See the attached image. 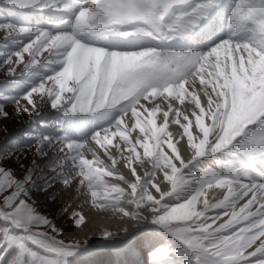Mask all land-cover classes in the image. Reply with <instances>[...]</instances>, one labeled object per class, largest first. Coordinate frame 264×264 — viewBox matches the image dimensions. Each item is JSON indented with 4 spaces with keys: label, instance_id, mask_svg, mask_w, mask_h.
I'll list each match as a JSON object with an SVG mask.
<instances>
[{
    "label": "snow or ice",
    "instance_id": "1",
    "mask_svg": "<svg viewBox=\"0 0 264 264\" xmlns=\"http://www.w3.org/2000/svg\"><path fill=\"white\" fill-rule=\"evenodd\" d=\"M0 33L31 81L0 120L60 113L0 153V264H68L101 215L141 222L101 231L130 264H264V0H0ZM74 183L87 211L39 210Z\"/></svg>",
    "mask_w": 264,
    "mask_h": 264
},
{
    "label": "rangeland",
    "instance_id": "2",
    "mask_svg": "<svg viewBox=\"0 0 264 264\" xmlns=\"http://www.w3.org/2000/svg\"><path fill=\"white\" fill-rule=\"evenodd\" d=\"M2 37H3V33H0V38H2ZM2 40H4V39H2ZM9 47L14 48V45L10 44ZM4 49H5V47H4ZM0 50H2V49H0ZM45 55H47V54H45ZM13 60H15V58H13ZM27 60H28V57H27V55H25V63L27 62ZM9 67L15 68V75L14 76H8L7 75V71L9 69ZM37 67H39V66H37ZM23 68H24L23 64H11V65H5L3 67H0V94L12 93V92L17 90L18 85L21 88L27 87V84L31 82L29 80L30 72H23V74H21ZM33 71H35V69ZM46 72H48L47 68L40 69L41 75H44V73H46ZM7 77H10V78H7ZM19 82H23L24 85L21 86L19 84ZM34 98L36 99V112H39V113L45 112L47 114V118L54 121V122H56L60 118V113L57 110L52 109L49 103L45 102L47 100L46 97L44 98V101H42L40 99V97H38V96H35ZM25 105H26V102L21 100L20 106L23 107ZM12 109H13V106H8L7 110L11 112ZM36 112H34L33 115L36 114ZM33 115H32V117H33ZM42 117H43V114H42V116L40 115L39 118H42ZM28 119H30L29 115L27 113H22L21 116H19V117L12 116L9 119L0 120V151H2V149H5V147L8 145V143L10 141V138L8 135L13 133L14 136H18L19 132L17 131V129L19 127H21V129H20L21 131L25 130L24 129L25 126H27L28 123L30 122V121H28ZM176 127L177 126L172 125V126H170V129H175ZM136 135H138V130H137V132L133 133L134 137ZM53 152H54V149H49V155H52ZM34 154H35V149L26 150V155L28 156L27 163H30ZM99 155H100L101 159L105 160V163H110V161H108L107 158L104 156L103 152H100ZM88 158H91L90 154H88ZM39 163H40V168L37 169L38 175L43 170V165L45 163V160L41 159V160H39ZM9 166L15 167V162L10 164ZM123 171L125 173H127V169H123ZM106 179H108L109 182H111V183H120L122 187H127L122 182H119L118 180L115 181L114 178L109 177ZM39 182L42 183L43 181H39ZM53 195L56 196L55 201L47 200L45 198L44 193H39V192L36 193V199L38 200L39 210L42 213L49 214L50 217L55 216L58 220H62L63 216L65 215L61 210L62 207H67L69 209V212L76 209L78 206L83 207L85 211L88 210V205L83 204V201H84V198L86 195V186L77 188L76 184L74 183L72 189H69L68 191H64L61 189V187L57 186L55 191L53 192ZM69 198H71V204L70 205L68 203ZM241 203H243V202H241ZM198 207H200V206L198 205ZM95 211L96 210L93 209V212H95ZM214 214H215L214 212L209 213V215H214ZM224 219H227V217H224L221 220L217 221V224L222 223ZM98 220L100 221L99 223L90 224L89 227L84 229L83 231L74 230L69 235V239L73 235L76 237V239L81 240V241L85 240V238H86L87 241L92 245V248H91L89 254L94 253L97 249H100L102 247H104V248L106 247L103 243H101V231H102V228H103L105 222L110 225L109 230L113 231L114 233H119L121 235L124 234L125 229H127L129 232H135L137 227L139 226V223H141V222H138L135 220H128L127 218H125V222H122L118 217H113L112 215H109L107 217L101 215L98 217ZM39 230L43 231L44 229L41 228ZM32 247L35 250L39 251V249H36L35 246H32ZM84 254L87 255L88 253H79V254L72 256V257H76L78 255H84Z\"/></svg>",
    "mask_w": 264,
    "mask_h": 264
},
{
    "label": "trees",
    "instance_id": "3",
    "mask_svg": "<svg viewBox=\"0 0 264 264\" xmlns=\"http://www.w3.org/2000/svg\"><path fill=\"white\" fill-rule=\"evenodd\" d=\"M0 38V49L4 50L5 47V41ZM10 78V77H7ZM7 80V79H6ZM27 83V82H26ZM21 86L24 85L23 82H19ZM29 84V83H28ZM27 84V85H28ZM26 85V84H25ZM37 114H34L31 119H28L30 121L27 126H25V130H20L21 127L17 129L19 132L18 136H14V134L8 135L10 138V141L8 145L5 147V149H2L0 153L7 152L10 148H12L14 145L19 146L21 149L25 148V145L28 143L27 134L32 130L37 128V125L40 122H48V124L55 123L54 121L47 118V114L45 112H38ZM43 117L39 118L40 115ZM35 149V146L32 148H28L26 150ZM132 257L125 256L123 253L117 254L109 247H102L100 249H97L92 254L87 255H78L76 257H69L68 264H130V261L132 260Z\"/></svg>",
    "mask_w": 264,
    "mask_h": 264
},
{
    "label": "bare ground",
    "instance_id": "4",
    "mask_svg": "<svg viewBox=\"0 0 264 264\" xmlns=\"http://www.w3.org/2000/svg\"><path fill=\"white\" fill-rule=\"evenodd\" d=\"M115 181H116V179H115ZM118 182V181H117ZM120 182V181H119Z\"/></svg>",
    "mask_w": 264,
    "mask_h": 264
}]
</instances>
